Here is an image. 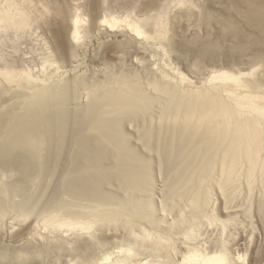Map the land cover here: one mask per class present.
Segmentation results:
<instances>
[{"label": "rangeland", "instance_id": "obj_1", "mask_svg": "<svg viewBox=\"0 0 264 264\" xmlns=\"http://www.w3.org/2000/svg\"><path fill=\"white\" fill-rule=\"evenodd\" d=\"M238 2L0 0L1 13L19 19L7 31H0V264H101L118 252L134 264L155 254L153 241L141 239L143 227L153 231L155 226L175 237L184 229L200 228L199 237L207 244L226 246L233 264H264V172L255 175L252 191L245 175L236 173L237 189L230 186L229 196H224L218 188L219 157H211L210 148L202 151V144L190 132L179 134L170 112L163 110L170 97L151 84L161 72L173 79L181 74L188 88L177 90L191 96L190 85L208 86L207 79L214 74L250 77L258 67L264 75V30L256 16L248 14L246 5ZM150 15L158 16L166 33L146 42L130 31L128 23ZM76 16L81 19L79 37L71 41L70 48H63L60 31H71ZM208 48L212 53L203 52ZM254 55L261 57L258 64H253ZM72 57L88 70L78 81L61 75L69 92L92 88L101 93L104 87L120 86L127 78L135 91L151 96L150 109L142 102L133 106L129 118L121 117L123 113L116 108L102 111L95 107V113L88 116L78 107L63 111L56 104L41 106L46 86L58 80L56 74L64 71ZM135 58L142 62L138 65ZM91 64L100 65L102 71L91 72ZM147 64L158 74L151 73ZM51 114L57 115L54 122L48 118ZM115 120L116 127L110 123ZM23 121L39 132L20 151L8 137L27 127ZM61 127L68 131L63 136L58 134ZM183 134L188 137L186 149L178 152L173 143ZM81 136L89 139V150L73 139ZM214 137L217 145L220 138ZM165 143L167 149L159 148ZM135 173L141 176L139 181ZM196 195L199 201H193ZM196 201L198 211L193 209ZM197 219L203 223L198 225ZM55 220H81L91 222V227L60 226ZM132 246L140 254L128 253ZM167 249L173 255L172 246L168 244Z\"/></svg>", "mask_w": 264, "mask_h": 264}, {"label": "bare ground", "instance_id": "obj_2", "mask_svg": "<svg viewBox=\"0 0 264 264\" xmlns=\"http://www.w3.org/2000/svg\"><path fill=\"white\" fill-rule=\"evenodd\" d=\"M240 1L246 5V10L248 11V14L251 15V13H252V15L254 16V19L256 16V18L261 22L260 24L262 25V30H264V0H239L238 3H241ZM235 2H237V1H235ZM237 7H238V5H237ZM7 17H8V20H6ZM157 17H158L157 15H150V16L143 18V19L140 18L141 20H139V19L134 20V23H132V22L128 23V26H129L128 28L137 37L144 38L143 41H146V42L148 40H145V39H150V38L152 39L156 34L159 37L163 36L166 33V31L162 27H160V21L158 20ZM9 18H12V19H9ZM151 19H153V22H151ZM254 19L252 18V20H254ZM80 21H81L80 17L76 16L74 21H73L74 27L71 31L67 30L66 28L62 29L60 31V33L62 34V35H59V36H62V42L60 43L61 47L70 48L71 47V41L73 39H75V40L78 39ZM104 21H108V20L104 19ZM108 22H110V21H108ZM250 22H252V21H250ZM16 23H19V19L16 16L9 17V16L2 14L0 11V31H7L8 28H10L12 25H14ZM115 23H117V22H115ZM167 31H169V30L167 29ZM206 46H207V44H206ZM207 47H209V46H207ZM204 48H206V47H204ZM206 50L207 51L204 50L203 52L212 53V51H213L210 48H208ZM201 53H202V51H201ZM259 57H260L259 55H254V59H252L253 64L259 63V60H260ZM74 58L75 57H72V59L69 61V63L67 64V67L64 69L63 72L56 74L55 79L56 80L58 79V80L53 82V83L48 84L47 86H50L49 89L46 86V91H45V93L43 92L44 95L41 94L42 95L41 101H40L41 106L43 105V106L50 107L49 105L56 104V105L62 107L63 111H66V109L69 110L71 108L78 107L80 109L82 108L85 111L86 115H88V116H92L93 113H95L94 112L96 109L95 107H101L100 110L102 109V111L112 109V108H116L117 113H123L122 114L123 116H121V117L129 116V118H131L130 114L132 112H134L133 106H139L142 104V102H144L143 104L146 106V110H147L152 105L153 102L148 100L149 97H151V96H148V94L143 95L141 93H138L139 91L138 92L135 91V89L132 88L134 85L130 84V80H128L127 78L123 79L122 84L120 86L116 85V86L104 87L105 90L103 89L104 92H101V93H97V91H92L93 90L92 88L86 89L85 92H83V93H81L80 91L77 92V90H73L72 93L69 92V89L67 86L68 83L66 84L63 82L64 79L61 75H68V76H70V78H76V80L78 81V80H81L83 78L82 76L85 74V69L88 70V68L85 65H83V63L81 62L80 59L78 60V59H74ZM135 61L138 65H139V63L142 62V61H139V59H137V58H135ZM147 66H148V69L151 73H153V74L157 73V71H156L157 69L155 70L153 65L151 67L150 64H147ZM90 67H91L90 68L91 72L102 71V67L100 65L92 66V64H91ZM261 71L260 70L258 71V67L253 69L249 73L251 75L250 77H247L246 75L243 76V74L240 75L241 77L238 76L237 74H235V75L234 74L233 75H231V74L230 75L229 74L228 75H221V74L216 75V74H214L209 79H207L208 86H203V87L198 86L197 87V86L190 85V89L193 93L191 96H188L189 94H187V93L181 94L180 92H178L179 90H177V89H179L178 87H180L181 89H184L185 87H187V86H185V84H186V82L184 81L185 78L181 74L178 75L179 76L178 79H173V78L169 77L168 75L164 74V72L160 71L162 74L159 73V76L155 77L154 78L155 80H153L151 82L154 89L159 90L161 92H164V94L166 93V94H168L167 96L170 97V100H167L168 104L164 105L163 110H167L170 112V115L174 119L173 124L176 125V128L178 127L180 129V132L179 131H177V132H179V134L181 132L184 133L185 131L190 132L192 135H194V138H196V141L198 140L197 142L199 143V145L202 144L201 145L202 151H210L212 149L211 152H213V153H212L211 157H213V156L219 157V159H220L219 163L221 164L220 165V167H221V174H220L221 178L218 180L219 181L218 182V188L220 189V191L222 192V194L224 196H225V194L227 196V194L230 192V189H229L230 186H232V187L235 186V188H236L237 185L235 183L238 180V176L236 173H239V174L241 173V175L242 174L245 175V177L247 178L246 183H247L249 189L251 190V189H253L254 183L256 182L255 179L257 177L255 178V175L256 174L261 175L259 173L264 172V75L260 74ZM214 76H216V78ZM12 77H14V76H12ZM32 78H34V77L32 76ZM51 79H54V77H51ZM216 79H217V82H215ZM33 81H35V80L33 79ZM110 82L112 83V80H107V83H110ZM234 85H236L238 88L236 89V87H235V89H234L233 88ZM185 90L186 89H184V91ZM201 91H203L205 94L203 93V95H202ZM208 92H210V94H208ZM40 93L41 92H39V94ZM201 95L203 96L202 99H200ZM208 98H210L211 100H209ZM133 100H134V102H133ZM27 102H28V100H26L25 103H27ZM115 103H118L119 107H117ZM81 106H84V107H81ZM75 109H77V108H75ZM139 109H141V108H139ZM23 110H25V108H23ZM50 112H52V111H50ZM23 113H24V111H23ZM27 113H30V112L27 111ZM31 113H33V112H31ZM35 113H37V112H35ZM161 113L165 114V111H161ZM42 114H43V112H42ZM53 114H51L52 116H49L48 118L54 122V118L57 115L54 116ZM36 116H38V115L36 114ZM163 116L164 115H162V117ZM21 119L23 120V118H21ZM31 120H32V118H31ZM56 121H58V120H56ZM15 123H16V121H15ZM17 123H19V122H17ZM23 123H24V121H23ZM110 123H112V125H114V127H116L115 126L116 120L113 122L111 121ZM38 124H41V123H38ZM17 125L18 124H16V126ZM24 125H27V127H24L23 130L21 129L19 132L15 133V136L10 137L11 136L10 135L8 137L9 140L11 141L12 145L14 147H17L16 149H18L20 151L25 150L24 147L26 145H28V143L30 141L29 137L32 136V134H34V133L38 134V132H39V131L38 132L35 131L36 129L34 128L35 127L34 125H33L34 127H30L32 125H30L28 127V124H25V123H24ZM8 126H10V125H8ZM103 126H105V124H103ZM202 126H204V127H202ZM38 127H40V126H38ZM105 127H108V126H105ZM110 127H112V126H110ZM118 128H120V127H117V129ZM98 129L101 130V128H98ZM104 129H107V128H104ZM59 130H60V132L58 134L60 136H63L68 132L65 127H61ZM116 131H118V130H116ZM161 131H162V129H161ZM75 132H77V131H75ZM70 133H72V132H70ZM114 133H116L115 135H117V132H114ZM50 134H52V133H50ZM73 134H72V136H74ZM102 134H104V133H102ZM119 134H120V132L118 133V135ZM196 134H197V136H196ZM26 135L28 137H26ZM180 136H181V139L179 138L180 140L177 141V143L175 141L176 144L173 143L174 149L177 150L178 152L184 150L183 148L186 147L187 138H188L186 134H183ZM214 136H219V138H220L217 145H215V141L213 139ZM53 137H54V135H53ZM81 137H83V136H81ZM170 137H173V136H170ZM209 137H211L210 140H209ZM26 138H28V142L26 141ZM107 138H110L109 135L107 136ZM217 138L218 137H216V139ZM73 139L75 140V142L78 145L83 146L89 150V147L87 145V142L89 139L86 136H84L81 139H79V138L78 139L73 138ZM160 140H161V138H160ZM173 140H175V139H173ZM169 141H170V139H169ZM204 141H207V143ZM210 141H211V144H210ZM45 143H47V142H45ZM159 144L161 145V143H159ZM167 144H166V146L163 145L164 147H159V148H162V149L166 148L167 149V147H168ZM122 146H123V149H125V148H126V150L128 149V147L125 146V144H123ZM96 147L98 148L99 146H96ZM156 147H157V145H156ZM208 148H210V150H208ZM91 151H93V150H91ZM98 151L99 150H97V152ZM130 152H131V150H130ZM131 153L134 154L135 152L133 153V151H132ZM128 156H129V154H128ZM136 156L137 155H135V157ZM90 157H92V156H90ZM93 158H95V157H93ZM133 176L136 178L137 181H139L138 179L141 177L140 175H139L140 177L137 176L136 173L133 174ZM10 180H12V179L10 178ZM10 180H8V181L10 182ZM262 182H260V183H262ZM126 184H127V182H126ZM130 184H132V183H130ZM8 188H10V187H8ZM83 194L89 195V193H87V192H83ZM194 195L195 194H193V196ZM14 196H15V194H14ZM102 196L103 195H101V197ZM195 199H197L199 201V195H196L193 198V201ZM137 200H139V199H137ZM198 201L194 202V208L193 209L195 211L199 210V209H197L199 206ZM9 205H10V203H9ZM192 205H193V203H192ZM10 207H15V206H10ZM25 207L26 206H24L23 208H25ZM32 210H33V208H32ZM25 211H27V209ZM38 212H40V210H38ZM29 213H30V211H29ZM31 213H32V211H31ZM103 213H105V212H103ZM114 214H117V213H114ZM214 220L216 221V219H214ZM64 221H66V220H64ZM84 221H86V220L84 219ZM84 221L80 220V221H74V222H63V220H55V221H53V223L55 224V222H56V224L60 225V226L66 224L69 226L80 227L81 229L90 228L91 222H84ZM148 221L152 222L151 219H149ZM197 221H198V225L203 223L202 220L197 219ZM206 223L208 225H210L213 222H211V223L206 222ZM155 227L156 228H154L153 231H151V229H149L147 227H143V232H142L143 237H141V239H145V237H146L147 240L153 241L152 242L153 246L151 245V247H152V249H154L155 254H153L150 257H147L146 259L141 258V259H139V261L135 262L134 264H172L171 257L174 258V264H233L231 258L228 256L229 255L228 252L226 251V246L223 244L220 245V244H216V243H212L211 245L207 244V242H206L207 240H202L203 238L201 239L199 237L200 236V232H199L200 228H198V229H193V228L184 229L183 234L181 236L175 237V236H171V235L166 234L167 233L166 230H164L160 226H155ZM91 240H90V242H91ZM167 243L172 246L173 255L169 254V250L167 249V245H168ZM91 244H88V246L86 245L87 248H90ZM134 244H136V243H134ZM137 245L138 244H136V246ZM183 247H184V249H182ZM124 251H125V249H124ZM127 251H128V253L140 254V251L133 246L129 247L127 249ZM113 254H115V252ZM123 254L124 253L119 254V252H118V254L116 253V255L115 256L113 255V257H111L112 255L107 256L110 254H106L107 257L104 258L105 262H103L101 264H130V262L127 260V256L126 255L124 256ZM241 263L243 264L242 261H241Z\"/></svg>", "mask_w": 264, "mask_h": 264}]
</instances>
